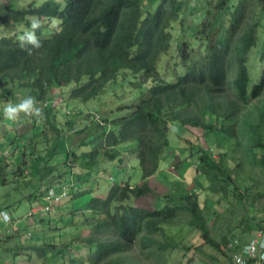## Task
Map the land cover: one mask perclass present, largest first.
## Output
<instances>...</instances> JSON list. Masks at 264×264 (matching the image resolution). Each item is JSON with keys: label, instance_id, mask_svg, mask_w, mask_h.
Instances as JSON below:
<instances>
[{"label": "trees", "instance_id": "obj_1", "mask_svg": "<svg viewBox=\"0 0 264 264\" xmlns=\"http://www.w3.org/2000/svg\"><path fill=\"white\" fill-rule=\"evenodd\" d=\"M32 16L42 22L37 30L41 47L29 53L16 37L29 27ZM9 26L14 34L0 36V91L12 85L19 91V97H11L14 101L30 95L42 109L39 122L32 120L34 139L44 141L46 154L34 158L36 163L23 160L24 155L20 159L21 172L40 174L41 182L47 183L45 191L32 197L34 204L44 196L47 201L56 186L71 187L66 201L71 195L72 200L92 195V190L75 189L105 170V164L122 168L136 161L143 174L141 184L124 181L106 198L93 197L85 207L65 211L55 218L63 223L57 228L40 213L34 217L36 226L24 230L43 227L42 242L16 249L34 252L40 264H122L140 243L150 256L163 259L178 247L171 237L178 225L198 231L216 247L199 195L168 182V191L159 194L150 181L163 162L176 159L164 157L172 132L199 130L222 136V146L229 149L220 159L246 142L250 163L264 166V157L258 156L264 151V110L248 112L253 102L264 99V50L250 56L261 36L264 41V0H33L15 9L1 3L0 28ZM251 65L262 67L256 83L249 73ZM118 84L131 87L135 101L110 109L104 124L93 122L79 131L73 132V122L64 131L59 107L47 102L53 90L70 88L61 99L88 104ZM47 129L57 136L51 146ZM184 139L191 147L182 148V160L196 157L195 174L208 172L210 192L239 191L233 170L215 158L216 148ZM89 147L90 152L77 151ZM7 175L0 185L6 186ZM149 196L168 204L158 211L127 205ZM80 247L88 249L87 261L76 253Z\"/></svg>", "mask_w": 264, "mask_h": 264}, {"label": "rangeland", "instance_id": "obj_2", "mask_svg": "<svg viewBox=\"0 0 264 264\" xmlns=\"http://www.w3.org/2000/svg\"><path fill=\"white\" fill-rule=\"evenodd\" d=\"M31 1L33 0H0V4L3 3L15 9L18 7L23 8L24 5H29ZM36 1L42 3L45 0ZM43 25L46 26V23L44 22ZM13 34V26L0 28V36H10ZM263 50L264 41L261 36L259 46L253 50L250 56L253 59L256 54ZM261 70L262 67L251 65L249 73L253 83L257 82ZM231 84L232 78L230 79ZM125 86L123 89L122 84L111 85L109 88H112V90L105 96L88 104L81 103L80 101H71L67 97L61 99V95L68 93L70 88L53 90V94H51L47 102L59 107V123L61 126H64V131H67V125L73 122L72 129L75 132L93 122L104 124L103 120L106 116H109L110 109H117L122 103L130 104L134 102L136 97L132 96L135 93H133L131 87ZM4 92L8 94L4 95ZM4 92L0 91V104L2 106L3 103L10 102L16 104L20 102L14 101V98H11L14 93H17L16 87L10 85ZM2 106H0V109H2ZM37 106L40 107V103H37ZM257 108L264 110V99L253 102L248 107V112L255 114ZM21 117L22 119L17 122H10L4 119L2 112H0V179L5 173L8 174L6 186L0 185V219H2L3 212H6L9 217V221L7 220V222L4 220V222H1L0 220V264H40L34 252L27 249H16L42 242L41 236L44 235L42 232L43 227L39 226L38 230L31 229L28 231H25L24 228H33L36 226L35 221H29L27 218L32 210L29 198L37 197L38 195L36 194L39 191H45L47 189V183L41 182L42 175L21 172L20 168L22 163L20 165V159L23 158L22 155H24L23 160L30 161L31 159L33 161L34 158L46 154L42 145L44 141L42 139H34L35 128L33 127L34 121L32 117H25L23 114H21ZM99 117L100 119H98ZM23 128L25 129L24 134L22 132ZM179 129L180 126L175 128V130ZM46 132L51 140V146L55 140L54 138L57 136L53 131L48 129ZM185 136L192 138V143L197 144L199 142L198 144L208 149L211 147L216 148L218 153L216 154L215 152V154L218 157V162L224 161L233 170L234 178L238 181L239 191L234 192L232 188L227 195H216L209 191L210 182L208 180V172L203 169L198 174H195V171L192 172L197 161L196 157L191 155L188 161L182 162L181 152L184 151L182 148L188 147L189 149L191 147L186 142V139H184ZM169 140L170 146L164 153V157L174 158L176 156V159L173 161L169 160L165 163L163 162L161 171L156 176L157 182L159 184L160 180H163L165 185L168 182L171 187H180L181 185L184 186L182 188H186V191L189 190L188 192L190 193L194 191L199 195L200 203L205 209V214L208 216V225L211 229V236L216 242V247L207 244L198 231H193L186 226L178 225L171 232V237L177 243L178 247L169 252L163 259L150 256V252L146 253L139 243L134 251L128 252V255L123 257L122 264H229L230 260L227 256L225 240L241 239L247 241L250 237L248 235H252L256 231L255 229L264 225V166L255 167L250 163L245 154L246 142L243 143L242 147L229 150L227 156L224 155V158L220 159L221 153L225 154L227 153L225 150L229 149L228 147L222 146L221 141L223 138L220 135L204 134L199 130L192 132L191 130L187 134L181 133V135L180 133L175 134L172 132ZM15 147L17 149L13 153V148ZM74 148L76 149V147ZM90 150L91 148L89 147L77 151L81 154L83 152H90ZM8 151L9 154L7 153ZM258 156L259 158H263L264 151L259 152ZM131 161H133V158ZM33 163H36V161H33ZM31 165L29 168L33 172ZM104 168L106 169L94 173L93 178L87 177V180L90 181L82 183L79 188L75 189L82 192L92 190V195H86L79 200H72L71 195L66 202L62 203L63 205L60 204L52 214L49 216L46 215L43 218L47 221L51 218L52 227L57 228V226H61L63 223H59L55 218L62 217L65 211L70 212L72 209L85 207L93 197L106 198L114 185L124 181L130 182L132 185L142 183L143 174L136 161L133 162V166H129L126 163L124 168H116L113 164H105ZM13 172L15 175H13ZM74 181H78V176H74ZM159 187L165 193L168 191L167 186ZM64 188L70 190V194L72 193L70 186H64ZM54 191L59 195L63 190L60 186H56L54 187ZM179 195L180 191L174 193L175 198H178ZM39 202V208L44 206V197ZM167 204V200L152 196L136 201L133 199L127 202V205H133L148 211L164 209ZM118 206L120 205H115V207ZM38 211L40 212L41 210ZM29 216L31 215L29 214ZM20 217L21 219H18ZM63 217L67 218L66 215H63ZM11 218L13 220L25 219L28 223H23L21 228L17 227V225L13 228L14 222L10 223L12 221ZM15 240L18 243H14ZM15 252L19 253L16 257L14 256ZM78 252L83 255L86 261L88 260L89 251L87 248L80 247L76 253ZM9 253H11L10 256H5Z\"/></svg>", "mask_w": 264, "mask_h": 264}, {"label": "built area", "instance_id": "obj_3", "mask_svg": "<svg viewBox=\"0 0 264 264\" xmlns=\"http://www.w3.org/2000/svg\"><path fill=\"white\" fill-rule=\"evenodd\" d=\"M214 156L218 158L216 155ZM68 197L67 190L63 189L59 195L54 189L51 190L48 192L47 204L41 209V212L44 214L51 212L57 205L65 202ZM38 213L39 211L34 207L30 211L31 216L29 217H34ZM226 250L230 260L229 264H264V226L258 228L250 240L231 239Z\"/></svg>", "mask_w": 264, "mask_h": 264}, {"label": "clouds", "instance_id": "obj_4", "mask_svg": "<svg viewBox=\"0 0 264 264\" xmlns=\"http://www.w3.org/2000/svg\"><path fill=\"white\" fill-rule=\"evenodd\" d=\"M52 23L53 25H55L56 21L53 20ZM41 28H42L41 20L37 18L36 16L30 17L29 27L24 28L22 33L16 37L17 41L19 42L20 48L28 51L29 53H31L32 49H39L41 47V41L37 36V30ZM16 96L19 97L18 95ZM17 101H19V99ZM0 112H2L3 118L10 122H17L21 120L22 119L21 114H23V116L25 117L36 118L37 122H39V119L42 118V109L39 106H37L36 99L30 95L22 99L19 103L13 104L9 102V103L4 104L2 109H0ZM98 119H100V117ZM64 190H67V189H64ZM46 204H47V201H46ZM59 205H57L56 207H58ZM44 206H42L41 209H43ZM34 207L38 209L39 206L35 205ZM4 213L6 212H3V214ZM40 213L46 216L50 212L47 214L46 213L44 214L43 212L40 211L35 216L39 215ZM3 214H2V218L4 219L5 222H7L8 216L7 214H4V215ZM34 217H29L28 215L27 218H34Z\"/></svg>", "mask_w": 264, "mask_h": 264}, {"label": "crops", "instance_id": "obj_5", "mask_svg": "<svg viewBox=\"0 0 264 264\" xmlns=\"http://www.w3.org/2000/svg\"><path fill=\"white\" fill-rule=\"evenodd\" d=\"M17 91V90H16ZM17 93H19V91H17ZM17 93H14L13 94V97H15L16 98V95H18ZM3 105H4V103H3ZM23 134H24V132H25V129L23 128ZM182 162H184L183 160H182ZM188 164H189V162H187ZM195 167V166H194ZM193 167V171L192 172H194L195 171V168ZM122 168H124V167H122ZM191 169V168H190ZM189 169V170H190ZM158 180H157V178L155 177L154 179H152L151 181H150V183H151V186L155 189V190H157L156 192H158L159 194H165V192L163 191V190H161V188L159 187V186H166L165 185V183H164V181L163 180H160V183L158 184V182H157ZM184 182H185V180H183ZM30 200V206L31 207H34L35 205H38V204H34V202L35 201H33L34 200V198H30L29 199ZM44 200H45V203H46V199H45V196H44ZM38 203V202H37ZM38 209L39 210H41V208H39L38 207ZM12 219V218H11ZM18 219H21V217L20 218H18ZM29 219V221L31 220V221H35V223H36V218H28ZM1 220V222H4L3 220V218L2 219H0ZM14 222V225H13V228L14 227H16L15 225H17V227H19V228H21L22 226H23V223H28L27 221H25V219L24 220H13L12 219V221H10V223H13ZM255 233V232H254ZM254 233L251 235H248V237H249V239H247V240H250L252 237H253V235H254ZM247 237V238H248ZM15 243H17V240H15ZM10 254L11 253H9V254H6L5 256H10Z\"/></svg>", "mask_w": 264, "mask_h": 264}]
</instances>
